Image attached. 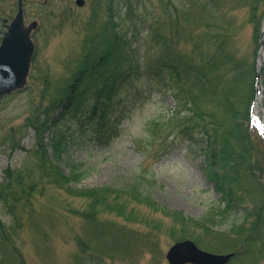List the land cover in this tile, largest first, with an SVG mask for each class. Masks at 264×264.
Instances as JSON below:
<instances>
[{"label": "rangeland", "instance_id": "obj_1", "mask_svg": "<svg viewBox=\"0 0 264 264\" xmlns=\"http://www.w3.org/2000/svg\"><path fill=\"white\" fill-rule=\"evenodd\" d=\"M85 1L80 6L76 0H25L27 23H39L33 31L36 50L26 86L0 98V181L6 168L27 164L34 131L27 134L20 129L24 119L31 110L30 113L42 112V117L61 111L62 108L51 105L53 95L71 76L83 54L84 39L92 33L87 28L93 15L102 16L97 28L107 19L111 1ZM126 1L135 4L133 14L125 12ZM206 1L212 6L206 5ZM214 3L217 4L213 7ZM115 4L113 8L118 10L115 19L121 22L123 40H127L121 50L122 65L130 61L137 63L145 57L173 59L166 53L167 39L175 53L193 55V62L200 61L203 53L214 54L215 67L219 71L227 70L230 65L216 53V43L210 40L216 34L223 40L229 33L232 36L229 47L236 50L235 56L241 60L245 57L250 67L254 63L257 68L259 43L253 39L248 7L238 0H115ZM17 9L18 0H0V28L5 23L3 20L9 22ZM50 11L59 12L56 17L48 18L45 13ZM213 17H218L217 21ZM1 37L0 33V42ZM116 59L111 57L112 64L118 63ZM157 73L154 70L143 77L132 74L111 102L106 118L98 116L92 120L70 141L60 160L67 174L85 172L79 180L69 183L73 191L81 187L135 189L145 194L149 202L120 192L113 204L124 206L125 214L100 207L88 218L81 214L88 209L86 197L50 186L43 193L35 191L32 201L36 214L31 217L25 214L22 231L19 237L15 235L26 264H77L78 235L89 252L102 248L101 258L93 256L86 264H169L166 253L176 241L185 239L184 229L186 238L196 240L206 250L237 251L224 238H219V233L230 227L225 222L217 224V232L213 233V229L200 225L199 218L219 198L212 169H218L220 163H213L212 157L207 161L197 131L192 132L194 141L181 138L188 133L183 129L188 125L193 128L186 120L190 111L177 106L171 94L177 88L172 73ZM158 76H166L167 80L160 83ZM262 83L264 86V75ZM261 101L264 103V97ZM209 104L205 100L203 109L209 108ZM259 114H263L261 108ZM9 130L16 131L13 138L16 142L21 138L24 149L15 148L4 139ZM100 130L115 131L107 145L97 141ZM0 215L9 225L14 223L2 201ZM184 216L197 218L199 222L191 220L194 223L184 228L180 219ZM233 221L237 222L232 216L226 222L233 224ZM1 259L0 264L10 263L5 257ZM258 264H264V254Z\"/></svg>", "mask_w": 264, "mask_h": 264}, {"label": "trees", "instance_id": "obj_2", "mask_svg": "<svg viewBox=\"0 0 264 264\" xmlns=\"http://www.w3.org/2000/svg\"><path fill=\"white\" fill-rule=\"evenodd\" d=\"M109 1L111 2L105 23L97 28L96 23L102 16L93 15L91 26L87 28L92 33L84 39V52L77 59L78 64L71 76L53 95L54 103L51 105L62 108L61 111L42 117V112L30 113L31 110L20 127L27 134L30 130L34 131V143L28 149L27 164L14 169L6 168L4 179L0 181V201L8 207L14 221L9 225L0 215L1 258L5 257L10 261L9 264H26L15 235L19 237L22 231L25 214L29 217L36 214L32 201L33 193H43L47 186L71 190L69 183L79 180L85 172L67 174L62 170L60 160L70 141L79 136L92 120H97L98 116L106 118L111 102L124 83L133 77L132 74L143 77L156 70L159 75L166 71L172 73V80L177 84V88L171 91V94L177 106H183L190 111L186 120L193 124V128L188 125L183 129L188 133L181 138L188 137L187 141H194L192 132L197 131L202 138L200 142L204 144L201 152L208 157L207 161L212 157L213 163H220L218 169H212V178L216 182L215 189L219 198L213 201L205 215L199 218L200 225L213 229V233L217 232V224L225 222L230 227L223 229L224 232L219 233V238H224L229 245L237 249L236 256L229 264H236L235 261L238 264H258L259 257L264 254V135L251 122V103L256 93L254 63L253 67H250L245 57L241 60L235 56L236 50L229 47L232 36L228 33L223 40H220L217 34L210 40L216 43V53L225 57L230 65L227 70L219 71L215 67L214 54L203 53L200 61L193 62V55L175 53L173 44L167 39L166 53L173 59L145 57L137 63L130 61L122 65L121 50L127 40H123L119 27L121 22L115 19L118 16V10L113 8V5H116L115 0ZM238 1L248 7L253 39H256L258 44L264 0ZM205 4L210 3L206 1ZM216 4L214 3L213 7ZM134 6V3L126 1L128 9L126 8L125 12L133 14ZM203 6L205 8L204 4ZM58 12L50 11L45 14L48 18L56 17ZM213 18L217 21L218 17ZM111 57L117 58V66L112 64ZM157 78L160 83L164 82V79L167 80L166 76ZM46 86H49L47 82ZM205 100L210 101V107L203 109ZM89 102L93 105L89 106ZM105 131L107 130H100L96 137L102 145H107L115 136V131ZM15 134L16 131L9 130L4 139L11 141L15 148L24 149L21 138L17 142L14 140ZM76 190L71 191L89 200L87 211H81V214L88 218L94 216L100 207L125 214L122 210L124 206L120 208L113 204L120 192L139 201L149 202L145 194L135 189L119 191L111 187H81ZM246 202L249 204L246 205ZM232 216L237 222L228 224ZM180 219L184 228L194 223L191 220L199 222L197 218L185 216ZM186 231L184 229L182 232L185 238ZM78 237L80 249L75 255L77 264H86V260L93 256L101 258L102 248H93L94 251L89 252L86 245L82 246L84 240L79 235Z\"/></svg>", "mask_w": 264, "mask_h": 264}, {"label": "water", "instance_id": "obj_3", "mask_svg": "<svg viewBox=\"0 0 264 264\" xmlns=\"http://www.w3.org/2000/svg\"><path fill=\"white\" fill-rule=\"evenodd\" d=\"M83 5L85 0H76ZM37 26L32 22L28 27L25 25L23 0H19L18 12L4 32L0 44V96L14 90L23 88L26 83L27 74L35 54V44L31 32ZM258 94H264L262 75L264 73V23L260 37V48L258 52ZM264 110V108H263ZM235 252L215 253L200 248L192 239H184L175 242L167 251L166 257L170 264H227Z\"/></svg>", "mask_w": 264, "mask_h": 264}, {"label": "bare ground", "instance_id": "obj_4", "mask_svg": "<svg viewBox=\"0 0 264 264\" xmlns=\"http://www.w3.org/2000/svg\"><path fill=\"white\" fill-rule=\"evenodd\" d=\"M261 103V102H260Z\"/></svg>", "mask_w": 264, "mask_h": 264}]
</instances>
